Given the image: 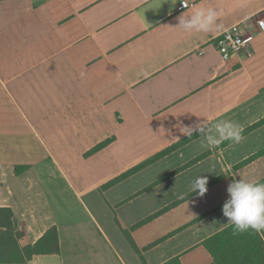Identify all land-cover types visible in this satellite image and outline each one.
I'll list each match as a JSON object with an SVG mask.
<instances>
[{"label":"crops","instance_id":"0c3cea01","mask_svg":"<svg viewBox=\"0 0 264 264\" xmlns=\"http://www.w3.org/2000/svg\"><path fill=\"white\" fill-rule=\"evenodd\" d=\"M186 1L190 7L182 10L180 0H0V88L20 117L17 128L0 134V208L12 210L22 247L53 227L60 243L59 254L35 256L26 264H66L65 241L79 244L82 264H104L92 261L102 245L117 264H165L174 258L182 264H213L203 243L231 226L222 215L227 196L189 208L181 202L155 216L171 200L126 222L119 219L120 229H132V248L140 259L114 241L109 221L90 214L94 253L80 230L77 239L61 235L57 215H66L70 195L82 202V190L70 178L81 167H116L114 153L123 156L134 147L140 156L155 155L188 138L180 132L185 125L230 120L242 126V135L264 126V31L257 25L264 24V0ZM193 5L222 12L220 28L208 33L173 29L183 12L196 10ZM246 23L254 40L224 61L215 39ZM193 135L172 154L203 140L200 133ZM21 140L36 145L44 158L36 163L2 158L19 153ZM107 140L106 147L88 156ZM206 147L212 153L214 146ZM263 156L246 161L251 165ZM136 161L122 159L119 166ZM237 163L224 164L223 170L230 173ZM17 167L26 169L16 173ZM42 167L45 176L38 172ZM176 208L182 211L166 223Z\"/></svg>","mask_w":264,"mask_h":264},{"label":"rangeland","instance_id":"374dc122","mask_svg":"<svg viewBox=\"0 0 264 264\" xmlns=\"http://www.w3.org/2000/svg\"><path fill=\"white\" fill-rule=\"evenodd\" d=\"M19 122L18 112L13 107L6 92L0 88V134L11 132L13 127H18ZM249 132L250 130L245 132L247 135H243L244 140L241 143L234 144L230 141H225L221 146H214L212 153H210L209 149L207 150L206 146L208 145L202 140L196 146H191L181 153L172 154V152L190 142L182 144L181 141L173 149H170V147L148 157L140 156V153L137 152L139 151L137 147L129 150V153H122L123 156L121 154L115 155L114 153L118 164H116V167L115 165L108 168L101 167L99 170H89V167L79 168L71 173L70 178L74 179V184L82 190L80 196L82 202L76 201V196L70 195L67 198V206H64L65 209L63 211H66L64 218H61L62 215L57 212L60 219L58 223L61 235L71 238V240L81 236L84 237L83 234L88 235L92 229L90 214H93L100 222H103L102 220L109 221L114 231V241L116 237L132 257L140 259L135 249L132 248V229H120L118 225L119 219L122 222H126L125 219H130L146 207H158L171 200L174 201H171L172 203L158 211V213L156 212L155 216H162L165 212L178 207L179 203L185 201H187L185 208L207 205L211 198L218 200L227 196V187L233 180H245L248 182L258 180L256 183L264 182V152H261L264 148V126L251 134ZM4 141L8 144L12 140ZM20 147L21 151L19 153H3L2 158H24L23 162L25 163H29L27 160L36 163L44 158L33 143L30 145L25 140H21ZM201 149L203 153H198ZM218 150H221V153H218ZM255 150H258V152L242 160ZM210 154H212L211 157ZM259 156H263L261 161L253 162L251 165L248 164L255 161ZM122 159H136L137 161L131 166L120 168L119 161ZM248 159L251 160L247 162L246 160ZM237 161L238 163L233 166L234 168L230 170V173L223 170L224 164L233 165ZM183 162H186L185 165L178 167ZM184 169L187 171L183 172ZM40 170L38 169V172L41 175L45 176L48 174L43 167ZM200 177H206V179L215 177L212 181L213 183L211 181L207 182V191L203 196L198 195V189L195 192H191L192 184ZM226 177L227 182L223 181ZM129 198L131 199L126 201ZM176 209L173 214L164 218L166 223L174 218L172 217L173 215L176 216L179 214L178 212L182 211V209ZM150 222L149 220L148 222L140 223L133 228L135 229L142 224ZM152 227L148 226V229ZM78 230H80L81 236H76ZM87 238L93 244V237L88 235ZM94 248L95 245L93 250L96 253ZM64 250L66 264L83 263V260L79 259L82 253L79 244L76 243L71 247V241H65ZM119 252L121 254V251ZM70 256H73V258ZM92 261L94 263L117 264L114 253L104 247V245L100 249V257L94 258Z\"/></svg>","mask_w":264,"mask_h":264},{"label":"clouds","instance_id":"9594fccd","mask_svg":"<svg viewBox=\"0 0 264 264\" xmlns=\"http://www.w3.org/2000/svg\"><path fill=\"white\" fill-rule=\"evenodd\" d=\"M192 7L196 10L191 15L183 12L177 17L178 23L173 29L185 33H208L220 28L218 18L222 12L214 8H200L195 5ZM180 132L189 138L194 132H198L208 146H218L225 141L239 144L244 140L242 126L224 119L212 123L211 126L203 122L185 125L180 127ZM206 184V177L198 178L192 184L191 192L198 189V195L203 196L207 191ZM227 197L222 206V215L233 227L234 233L249 230L264 233V183L233 180L227 187Z\"/></svg>","mask_w":264,"mask_h":264},{"label":"trees","instance_id":"16d2710c","mask_svg":"<svg viewBox=\"0 0 264 264\" xmlns=\"http://www.w3.org/2000/svg\"><path fill=\"white\" fill-rule=\"evenodd\" d=\"M186 138L184 144L194 138ZM111 140H107L89 154L100 151ZM175 148V145L170 149ZM25 167H17L16 173L22 172ZM14 215L9 208H0V264H26L33 257L54 255L60 253L58 231L55 227L49 229L36 243L22 247L20 240L22 233L13 226ZM213 259V264H264V238L261 233L251 230L243 233H234L229 226L215 234L203 243ZM165 264H182L179 258H174Z\"/></svg>","mask_w":264,"mask_h":264},{"label":"built area","instance_id":"2783aa9c","mask_svg":"<svg viewBox=\"0 0 264 264\" xmlns=\"http://www.w3.org/2000/svg\"><path fill=\"white\" fill-rule=\"evenodd\" d=\"M180 2L182 10L190 7L188 1L180 0ZM257 25L259 30L263 32L264 24L258 21ZM248 28L247 23L236 25L224 31L215 39V47L224 61H230L235 55L245 50L252 43L254 34Z\"/></svg>","mask_w":264,"mask_h":264}]
</instances>
